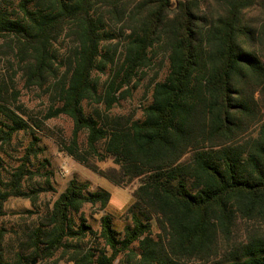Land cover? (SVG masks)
Returning <instances> with one entry per match:
<instances>
[{
	"label": "trees",
	"instance_id": "obj_1",
	"mask_svg": "<svg viewBox=\"0 0 264 264\" xmlns=\"http://www.w3.org/2000/svg\"><path fill=\"white\" fill-rule=\"evenodd\" d=\"M202 1L210 6L211 0L0 3V39L14 40L27 83L55 82L59 105L46 117L65 114L73 120L68 152L118 186L139 181L124 229L117 230L107 213L95 231L85 220L77 224L75 216L86 204L104 209L111 193L72 179L23 232L16 261L33 264L72 249L75 264H264V117L257 101L240 89L246 71L264 82V64L242 38L255 32L243 24L246 10L264 9V0H217L222 10L216 17ZM118 23L124 24L119 30ZM66 35L74 48L60 58L57 43ZM122 36L124 58L102 95L93 71L115 63L104 43ZM162 37L169 45L168 72L154 84L143 117L88 114L86 100L104 102L110 111L115 93L148 63ZM8 89L0 80L3 142L34 131L11 107ZM82 131L86 155L78 145ZM88 155L111 157L114 165L103 170ZM27 171L25 162L7 186L0 156V216L9 197L28 196L21 189ZM254 222L261 233L251 228ZM3 237L0 264H7ZM96 239L100 249L91 245Z\"/></svg>",
	"mask_w": 264,
	"mask_h": 264
},
{
	"label": "rangeland",
	"instance_id": "obj_2",
	"mask_svg": "<svg viewBox=\"0 0 264 264\" xmlns=\"http://www.w3.org/2000/svg\"><path fill=\"white\" fill-rule=\"evenodd\" d=\"M2 2L3 0H0V3ZM202 5L210 9L209 13L214 17L218 16L222 10L217 0H211L210 6L207 2H203ZM263 11L261 6L246 10L243 24L255 32L251 37L248 35L247 38L243 35L242 38L246 48L255 51L264 64ZM123 26V23L116 25L118 30ZM166 41V38L162 37L161 42L155 44L149 52L148 63L138 71L128 86L115 93L117 102L110 111H107L104 102L86 100L84 102L86 112L96 116L95 113L99 110L104 115L108 112L113 116L142 118L144 107L151 102L154 84L164 79L168 72L169 45ZM125 44L123 36L104 43L109 46L110 55L114 57L115 63H108L104 70L100 68L93 71L102 95L106 91L113 70L124 58ZM57 46L60 58H68L72 55L74 41L66 35L59 40ZM16 47L14 40L0 39V80H3L9 88L11 107L28 119L33 126L34 133L20 131L13 135L10 141H0L2 179L5 184L11 187L13 177L21 164L26 162L28 170L21 183V189L28 196L9 197L4 205V214L0 216V233L4 234L2 247L7 264H21L16 261V255L21 248L23 232L40 221V218L52 208L56 199L72 179L76 178L80 182L87 183L91 191L102 188L111 193V199L104 209L100 203L86 204L82 212L75 216L77 224L85 220L87 224L92 225L95 231H99L101 217L107 213L112 215L117 230L124 229L129 222L127 209L134 201L133 192L139 184L136 179L128 186H118L68 152L67 147L73 144L74 123L72 118L65 114L46 117L52 107L59 105L55 82L44 87L28 84ZM262 80L263 77L255 72H243L240 89L247 98L252 97L257 101L256 104L260 107L264 117V82ZM35 136L39 139H35ZM86 138L87 131H82L78 136V145L83 152L87 147ZM33 142H35L34 145H32ZM28 153L30 158L26 157ZM84 154L86 155V152ZM88 157L91 164L103 170L114 165L111 157L105 159L99 156L88 155ZM244 227L246 226L243 225ZM243 228L241 230L244 231ZM251 228L259 233L263 230L257 222H254ZM96 242L91 243L92 247L100 249L101 240L96 239ZM71 252L72 249L66 252L60 250L53 257L34 261L33 264H75L73 260H70Z\"/></svg>",
	"mask_w": 264,
	"mask_h": 264
}]
</instances>
